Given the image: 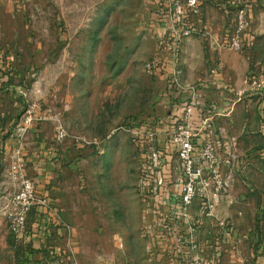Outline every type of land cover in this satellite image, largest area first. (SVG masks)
<instances>
[{"label":"rangeland","instance_id":"obj_1","mask_svg":"<svg viewBox=\"0 0 264 264\" xmlns=\"http://www.w3.org/2000/svg\"><path fill=\"white\" fill-rule=\"evenodd\" d=\"M199 1L176 19L169 0H0V264L191 262L165 200L189 179L172 136L194 99V164L232 181L219 203L261 208L246 235L264 264V0ZM38 147L56 159L45 182ZM25 179L18 236L6 208ZM197 230L200 261L222 264Z\"/></svg>","mask_w":264,"mask_h":264},{"label":"built area","instance_id":"obj_2","mask_svg":"<svg viewBox=\"0 0 264 264\" xmlns=\"http://www.w3.org/2000/svg\"><path fill=\"white\" fill-rule=\"evenodd\" d=\"M169 1V11L176 19L186 18L189 13L199 12V0ZM179 45V39H177L175 46L178 47ZM191 90L194 95L196 87H192ZM195 104L196 101L194 99L191 105L185 109L184 114L180 117L181 121L176 125L172 136L178 147L179 158L188 172L189 179H186L184 183L182 181L177 183V190L175 192L170 191L166 199L170 206L168 212L169 220L174 222L175 235L179 232L191 234L187 239H181L185 238V236L180 235L178 237V245L175 247L176 253H179L183 247L187 248L189 253L194 252L192 261L184 264H203V261H200L201 255L197 253L199 248L198 224L195 219L196 215L194 214L193 216L194 206L199 202L201 208L200 216H214L215 206L219 203L222 196L228 194L233 185L231 180H212L201 177L202 168L194 164V138L199 134L193 126ZM30 120L31 118L28 117L26 122ZM63 135V132L59 134L60 137H63ZM153 159L156 161L155 166L160 167L161 158L157 151L153 153ZM196 176H200V178ZM165 182V179L158 172L155 185L159 187V190L167 188ZM34 201V183L30 179H25L22 181L18 194L8 203L6 208L11 230L18 236L22 235L26 230L28 213ZM240 214L242 213L240 212ZM223 223L221 221L222 225ZM170 228L173 229V226Z\"/></svg>","mask_w":264,"mask_h":264},{"label":"crops","instance_id":"obj_3","mask_svg":"<svg viewBox=\"0 0 264 264\" xmlns=\"http://www.w3.org/2000/svg\"><path fill=\"white\" fill-rule=\"evenodd\" d=\"M206 92L205 100L207 102H216L213 100L215 98L213 94L208 91ZM32 158L36 167L42 169V166H45V169L38 171V173L40 172V182L47 181L46 178L49 177L48 170L55 165L56 159L51 162L50 159L52 156L49 155L48 149L44 151L42 147L36 148ZM45 174L46 178L42 176H45ZM236 195L235 197L231 196L230 200H227L225 203H218L214 208V216H202L201 219L197 220L198 229L203 231V233H209L214 243H219L220 241L224 243L223 248L225 257L222 264H249L252 263V260H254V264H262L263 257L261 255V250H257L246 235L247 230L252 228H254L252 235L255 234V236L262 230L261 223L257 222V220L255 221L256 216H258L257 218L261 217L258 215L261 213V208L254 207L255 213L252 215L255 216L251 218L250 216L252 215H250V212L252 208L245 205L244 207L241 206L240 199L238 198V200ZM232 201H234V203H231ZM165 202H167V200H165ZM199 208L200 205L199 202H197L194 206L195 215L198 214ZM240 212L242 214H240ZM249 219H252V224ZM221 221L224 222L223 225ZM212 264H214V259Z\"/></svg>","mask_w":264,"mask_h":264}]
</instances>
